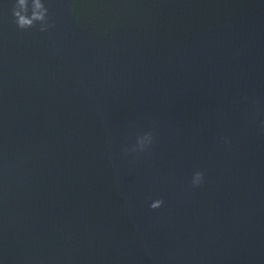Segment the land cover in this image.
Returning <instances> with one entry per match:
<instances>
[{
	"label": "water",
	"instance_id": "95a60500",
	"mask_svg": "<svg viewBox=\"0 0 264 264\" xmlns=\"http://www.w3.org/2000/svg\"><path fill=\"white\" fill-rule=\"evenodd\" d=\"M13 2L4 264H264V0H25L46 32L18 28Z\"/></svg>",
	"mask_w": 264,
	"mask_h": 264
},
{
	"label": "clouds",
	"instance_id": "9594fccd",
	"mask_svg": "<svg viewBox=\"0 0 264 264\" xmlns=\"http://www.w3.org/2000/svg\"><path fill=\"white\" fill-rule=\"evenodd\" d=\"M40 7V5H37ZM14 22L20 29H31L37 26L36 21H40L39 30L41 32L48 31L52 24L49 17V9L44 8L43 11L32 19L27 18L26 16H21V11H26L25 0H14L12 4ZM227 139V138H226ZM154 142V136L151 132H145L136 137L135 143L130 147L126 148L125 151L130 152H142L149 148ZM205 175L202 171H196L193 173L191 178V183L193 186H199L204 183ZM164 204L163 199H154L150 203L152 209H158ZM0 264H4L3 259H0Z\"/></svg>",
	"mask_w": 264,
	"mask_h": 264
}]
</instances>
